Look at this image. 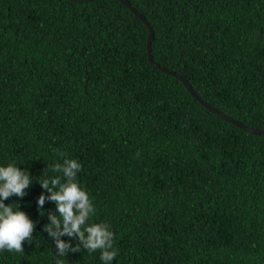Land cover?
I'll return each mask as SVG.
<instances>
[{"label":"trees","instance_id":"trees-1","mask_svg":"<svg viewBox=\"0 0 264 264\" xmlns=\"http://www.w3.org/2000/svg\"><path fill=\"white\" fill-rule=\"evenodd\" d=\"M128 1L160 67L264 131V0ZM148 36L120 0H0V166L31 178L4 203L35 224L0 264H103L82 246L59 256L44 231L58 213L40 183L64 159L81 165L87 223L114 234L111 264H264V134L154 68Z\"/></svg>","mask_w":264,"mask_h":264},{"label":"clouds","instance_id":"clouds-1","mask_svg":"<svg viewBox=\"0 0 264 264\" xmlns=\"http://www.w3.org/2000/svg\"><path fill=\"white\" fill-rule=\"evenodd\" d=\"M80 170L81 165L75 159H64L63 164L57 163L52 168L62 176L41 181V187L50 193L48 199L56 204L58 213L49 215L51 223L44 231L55 240L59 256H65L69 251L79 252L82 246L89 253L99 250L103 264H111L117 256L113 246L114 234L106 224L87 223L94 208L86 191L76 182ZM30 184L28 171L13 164L0 166V251L23 253V243L32 239L34 222L19 207L14 210L15 204L6 206L4 203L13 196L23 198L24 190ZM44 202L45 197L41 195L38 210L42 209ZM64 235L78 237L76 247L63 242L60 237Z\"/></svg>","mask_w":264,"mask_h":264},{"label":"water","instance_id":"water-1","mask_svg":"<svg viewBox=\"0 0 264 264\" xmlns=\"http://www.w3.org/2000/svg\"><path fill=\"white\" fill-rule=\"evenodd\" d=\"M121 4L125 7H128L135 15L138 19H140L148 28L149 31V36H148V43H147V47H148V59L151 63V65L156 68L159 71H162L170 76H173L177 79H179L184 86L186 87V89L190 92V94L198 101L200 102L206 109H208L209 111L213 112L214 114H216L217 116H219L220 118L226 120L229 123H232L234 125H236L237 127H239L240 129L250 133V134H254V135H263L264 131L260 130V129H252V128H248L246 126H244L243 124L235 121L234 119L220 113L219 111H217L216 109L212 108L210 105L206 104L204 101H202L196 94V92L193 90V88L190 86V84L188 83L187 80H185L184 78H182L181 76H179L177 73L173 72V71H169L165 68L160 67L153 59L152 56V43L154 41L155 35H154V31L152 29V27L150 26L149 22L146 20V18L141 15L135 8L132 7V5L130 4V2L128 0H120Z\"/></svg>","mask_w":264,"mask_h":264}]
</instances>
